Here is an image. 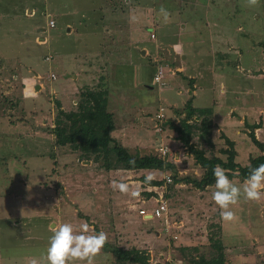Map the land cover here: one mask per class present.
I'll return each mask as SVG.
<instances>
[{
	"label": "rangeland",
	"instance_id": "1",
	"mask_svg": "<svg viewBox=\"0 0 264 264\" xmlns=\"http://www.w3.org/2000/svg\"><path fill=\"white\" fill-rule=\"evenodd\" d=\"M48 14L55 21L52 28L47 23ZM97 15L103 20L97 21ZM133 23L137 33L134 38L140 40L135 43L139 52L130 37ZM102 24L110 25L112 34L105 33L107 36L101 40V35L98 40L94 30L96 25L99 30ZM228 28L236 33L229 34ZM171 30L176 34H171ZM176 37L188 50L198 48L200 56L194 57L198 74H203L205 67L209 70L214 66L211 57L218 43L227 49L230 41L239 38L240 50L246 48L240 59L248 61L245 66L240 62L234 72L242 81L237 94L243 99L230 96L229 103L234 100V105L229 109L224 102L218 111L219 115L228 111L231 120L240 119L238 129L251 142V148L246 151L249 154L243 156H247L248 162L251 157L264 154V149L256 146L249 135L250 132L255 135L264 96V0H0V186L15 187V192H19L17 182L20 185L22 180H27L33 193L32 236L23 237L24 228L16 232L3 229L0 236L3 264L47 261L46 249L55 229L52 225V230H47L38 215H46V221L58 224L61 205L66 203L71 212L65 222L72 223L77 234L85 224L90 234L103 231L108 242L102 248L108 249L106 252L113 258L112 249L117 245L141 251L146 262L202 264L199 253L207 258L216 255L219 243L225 258L223 244L227 240L237 243L238 238L249 236L248 241L254 240L250 242L254 247L249 249L250 255L255 254L250 264H264V196L259 200L241 197L230 206L233 218L225 220L212 200L215 183L198 189L189 183L171 182L169 170H126L121 166L108 170L102 166V152L98 156L91 154L96 160L81 159L69 146L57 145L50 130L61 116L59 105L63 111L77 110L87 90H105L106 108L114 122L110 135L119 144L131 153H150L174 162L179 177H200L203 170L188 145L177 140L167 124V121L179 124L186 117L187 106H184L188 100L192 106L195 97L188 96L180 107L171 105V77L181 73L177 66L188 65L189 69L187 63L192 61L188 50L187 62L181 49L171 45V38ZM159 67L163 69L162 83L153 82ZM50 73L55 77L51 78ZM221 89L226 93V88ZM189 92L192 93L190 88ZM214 93L200 99L203 103L205 98V106L211 110L216 104L212 101H219V93ZM127 106L132 110H127ZM160 107L162 119L155 115ZM209 117L211 144L201 143L197 136L192 138V144L201 147L208 156L226 159L223 150L229 147L227 136L214 122L213 111ZM187 121L198 124L200 117L194 115ZM258 135L256 139L264 142V134ZM238 161L246 165L242 159ZM149 175L152 180L164 177L166 184L148 187L142 177ZM167 175L170 181L165 178ZM229 178L238 185L245 180ZM128 181L134 182L126 185ZM120 183L127 186L126 191L120 190ZM159 196L167 201L166 211L149 224L134 220L131 227L129 217L133 219L135 214L130 208L136 209L144 202L138 211L150 210V205L153 209V201ZM235 224L242 229L241 234L235 232ZM139 234L141 240L136 243L134 237ZM190 236L197 241L198 254L189 248ZM183 245H188V249L180 253ZM99 254L95 257L101 259Z\"/></svg>",
	"mask_w": 264,
	"mask_h": 264
},
{
	"label": "trees",
	"instance_id": "2",
	"mask_svg": "<svg viewBox=\"0 0 264 264\" xmlns=\"http://www.w3.org/2000/svg\"><path fill=\"white\" fill-rule=\"evenodd\" d=\"M106 93L105 90H100L98 88L87 90L86 93H83L82 99L77 105V110L63 111L58 103V113L61 116L55 119L56 123L50 129L55 135L57 145L61 147L69 146L71 150L78 153L81 159L86 160H96L97 157L94 156L91 158V154L95 153L94 155L98 156L99 153L102 152L101 155L104 159L102 160V166L108 170L113 168L117 169L119 168L118 166L126 170H169L172 173L171 182L173 180V183H189L198 189H203L215 183V177L212 171L215 165H221L225 168L229 177L246 179L252 168L264 164V154H260L251 157L246 165H241L235 160L236 151L233 148L234 143L227 137L226 142L229 147L223 150L226 154V159L212 154L208 156L201 147L194 146L191 141L194 136H197L201 143L206 142L211 144V134L209 130L212 128V121L209 115H211L212 110L208 107L190 106L191 103L190 100H188L184 106H187L186 117L180 119L179 124L166 121L168 126L170 125L172 131L175 133V138L181 141L182 144L188 145L196 163L202 168L203 172L200 177H188L189 175L179 177L177 165L174 162L168 161V159L164 160L160 156L157 157L150 153H131L125 146L119 144V142L110 135V131L114 128V122L112 120V113L108 112L106 108L108 102ZM194 115L200 117L198 124V121H193L191 123L187 121ZM249 135L256 146L263 150L264 142H259L252 132H250ZM110 144L112 145L110 146ZM142 178L147 186H158L162 185L164 182V178L162 180L151 179L150 181L145 177ZM145 194L150 195L151 193ZM187 246L188 245L181 246V252L185 253L186 249H188ZM214 246H216V244H214ZM217 246L218 254L216 255L207 258L199 253L198 258L202 264H230L227 263L224 258L222 245L218 243ZM189 248L198 254L199 251L196 246L191 245ZM112 253L114 255L113 264H128L130 262L148 264L144 253L142 254L141 251L134 248L128 249L116 245L112 249ZM163 264L170 263L166 261Z\"/></svg>",
	"mask_w": 264,
	"mask_h": 264
},
{
	"label": "crops",
	"instance_id": "3",
	"mask_svg": "<svg viewBox=\"0 0 264 264\" xmlns=\"http://www.w3.org/2000/svg\"><path fill=\"white\" fill-rule=\"evenodd\" d=\"M29 11H31V10L29 9ZM96 11H99V9L97 8ZM96 11H94V12H96ZM98 15L96 16V20L102 21L103 19L101 18V16L99 17ZM49 16L52 17L51 14H48V17ZM48 17H47V20H48ZM66 25H68V24H66ZM95 27H96V29L94 31L98 35V40L101 37V35H102L101 40L103 39V36H107V35H105V33L106 34L107 33L112 34L111 33L112 27L108 24H102V26H100L101 29L99 28V30L97 29V25ZM135 27H136V24L133 23L132 27H131L132 33H130V37L134 39V40H132V44L136 46L135 49L137 50V52H139L140 49L138 48V45H136L135 43L138 44V42L140 40L138 41L137 38H134L137 35V33H134ZM106 29H109V32H107L108 30H106ZM70 30H71L70 32L72 33V28H70ZM68 31H69V28L67 29V32ZM171 31H172L171 34H173V33L176 34L175 30L174 31L171 30ZM228 32H229V34L230 33H232V34L236 33V31L233 33V31L231 29H229ZM109 38H111V37H109ZM234 41H235V43H234ZM234 41L233 42L230 41L228 43L229 45H227V49L220 47V45L218 43V46L214 49V54L211 57V63L214 64V66L210 67L209 70L207 69V67H205L206 69H204V71L202 72L203 74H198V68L199 67L195 63V58H194L198 55V52H199V51H197L198 48L195 46L194 49L192 51H190L187 49L188 47H186L185 43L183 45L180 44V41L177 37L171 38V45H173V44L177 45L178 48L181 49V55H183L184 61H187L186 56L188 57V54L192 55V59H191L192 61H190V62L187 61L188 62L187 64H189V66H191V67H189V69H187L188 65H186L184 68L183 67L178 68V66H177V69L179 71L181 70V73H177V75H173L171 77V105L174 104L175 107H176V105L180 107L183 105V102H185V100L188 98V96H192V94H193L195 97L192 98V106L193 107H206L205 106L206 105L205 98L202 99L203 103L200 102V99L202 98V96L203 95L212 96L213 92H215L216 94L219 93V95H218L219 101H217L219 104L216 101L215 102L212 101L213 105H214V103H216L215 104L216 107L214 105V108L212 110L213 115H214L213 120L215 123L218 124L219 128H221V130L223 131V134H225V136H227V138L229 140L233 141L234 149L236 151L235 160L237 162H239L238 159L240 158L244 162H246L245 164H247L248 163V160L246 159L247 156L246 157H243V156H244V154H247V155L249 154V153H246V151H247V149L251 148V146H250L251 142L248 139L246 133L244 131H240L238 129L240 119L239 120L238 119H232L231 120L228 118L230 116L228 114V111L225 113H224V111H221V115H219V111H218V108L223 106L224 102L227 103L226 107H229V109L231 108L230 105H234L235 101L232 100L229 103L230 98H228V97L239 96V94H237V93L240 92L239 89H241L240 86H241V82H242V81H240L238 75H236L234 73L235 71H237V70H235V66L237 68V66L240 65L239 64L240 62L242 63V65L245 66V64L248 62L247 60H245L243 62L240 59V57H243L246 48L243 50H240L238 37H236V39ZM120 42H121V40H120ZM189 45L190 44L188 43V46ZM192 45H194V42L192 43ZM246 45L247 44H245V46ZM186 50H188V54H186ZM241 53L243 55H241ZM199 56L200 55H198V57ZM213 59H214V61H213ZM204 66L205 65H203L202 67H204ZM189 88H190V90H192V93L189 92ZM221 88H226L227 89L226 93H223V90ZM243 88L248 89V87H243ZM216 89H217V91H216ZM249 90H250V88H249ZM223 94H224V96H223ZM240 96H239V98L243 99L242 95H240ZM223 98L226 101H223ZM241 99H239V100H241ZM196 100H197V102H196ZM247 104H245L246 105L245 108H249V107H247ZM143 108H144V106H143ZM127 110H132V108L127 106ZM247 116H249V114ZM242 140H245V142H243ZM6 172H8V170H6ZM129 182H134V181H128V183H126V185L129 184ZM10 183L12 184L13 182L11 181ZM164 183L165 182H163V184ZM0 184H1V181H0ZM17 186H19L18 187L19 192H15V189H16L15 187L14 188H12V187L7 188L5 186V188H3V186H0V236H3V233H4L3 229H5V230L7 229L9 231L12 230L11 232H14L15 230L17 231V229H21V228L26 229L25 234H24V232H21L23 234V237L25 235L32 236V233L30 230L31 225L33 224V217L31 215L32 208H33L32 203H31V196L33 193L30 190L31 186H28L27 180H22L20 182V185H18V182H17ZM148 187H150V186H148ZM20 189H22V191ZM153 200H154V198H153ZM153 202L155 204L152 206H155L156 201H153ZM141 205H140L141 207H144V202H141ZM62 206H63V204L61 205V209H62L61 215H60L61 221L58 222V224L53 223V221H46V218H47L46 215L45 216L44 215H42V216L38 215V219L43 218L42 220H43V222L46 223L47 230H52L53 226L55 229V228L59 227V225L61 223H66L65 222V220H67L66 215L71 212V209H70V206L68 203H66L65 206H63V207ZM150 206L148 208L151 210ZM128 207H129V205H128ZM139 207H137V208H139ZM137 208L136 209H135V207L130 208L131 210L134 211V214H135L133 219L129 217L131 227H132V223H135L134 220H137L139 223L148 222L146 224H149L151 222L150 221L151 219H155V217H152L150 219L144 218L140 214V212L138 211ZM144 209H146V208H144ZM248 218H249V216H247L246 220H248ZM48 223H49V225H48ZM70 224H72V223H70ZM76 225H77V223H76ZM233 226H237V225L235 224ZM241 230L242 229H240L239 226L235 227V232L238 231L241 234ZM118 234L120 235V233H118ZM227 234H228V232H227ZM227 234L224 235V237H226ZM14 236H15V234H14ZM134 238H135L134 241L136 243H138V240H141L140 234L135 235ZM174 238H176L175 235H174ZM183 238H185V237H183ZM183 238H181V239H183ZM248 238H249V236L246 239L245 238L244 239L238 238L237 243L232 241V240L230 242L227 240V243L223 244V247L226 246L224 252L226 255L225 258L228 261V262L226 261L227 263H231V264H250V263H252V261L255 258V254L253 253V255H250L249 249L251 248V250H252L254 248V247L252 248L250 245V242H253L254 240L250 239L251 241H248ZM187 240H189L190 243L192 242L193 246H195V244L197 243V241H194L196 239H194V237H191V236ZM198 241L200 244V240H198ZM106 242H108V241H106ZM185 242H187V241H185ZM107 250L106 249L104 250L102 248L99 252L100 253L99 256L101 259L94 256L92 261H91V264H97V262L99 263L100 260L103 261V264H113L114 258L111 255V253L106 252ZM173 251L176 252L177 250H173ZM179 251L181 253L182 250L179 248ZM21 262H24V261H21ZM147 262H148V264H155L154 261H150V262L147 261ZM138 263L141 264L140 262H130L128 264H138ZM156 263H158V262H156ZM0 264H3V258H0ZM40 264H48V260L42 261V262H40ZM76 264H81V262L78 261V262H76ZM173 264H178V263L175 262ZM189 264H191L190 261H189Z\"/></svg>",
	"mask_w": 264,
	"mask_h": 264
},
{
	"label": "clouds",
	"instance_id": "4",
	"mask_svg": "<svg viewBox=\"0 0 264 264\" xmlns=\"http://www.w3.org/2000/svg\"><path fill=\"white\" fill-rule=\"evenodd\" d=\"M167 15V13H165ZM215 177V191L212 200L220 209V215L225 220H231L234 213L231 205H234L243 197L247 200H259L264 196V164L251 169L249 175L242 184H235L230 180L227 170L221 165L213 167ZM153 177L149 175L147 180ZM121 191H126L127 186L119 184ZM136 195V193H134ZM107 236L103 231L89 234L88 225L82 226L77 234L72 224L61 223L55 228L49 237L46 256L48 264H91L93 257L100 252L106 243Z\"/></svg>",
	"mask_w": 264,
	"mask_h": 264
},
{
	"label": "built area",
	"instance_id": "5",
	"mask_svg": "<svg viewBox=\"0 0 264 264\" xmlns=\"http://www.w3.org/2000/svg\"><path fill=\"white\" fill-rule=\"evenodd\" d=\"M47 23H48L49 27H53L55 25L54 19L50 16L48 17ZM151 37H154L153 33L151 34ZM50 76H51V78L55 77L54 73H50ZM162 77H163V69H162V67H159L157 69L155 75H154V81L158 82V83H162V81H161ZM263 94H264V80H263ZM162 111H163V108L160 107L158 109V112L156 113V118H158V119L163 118ZM256 124H257V126L254 128V131H255L256 137L259 138L258 134H261V133L264 134V96H263V103H262L260 110H259V113H258V118L256 120ZM161 151L163 152V154H165L164 149ZM165 178L167 179V181H170V177L168 175L165 176ZM155 201H156V205L153 206L154 208L151 209L150 211L146 210L144 208L139 209L140 214L144 218H146L145 215H147V214H151V218L152 217H160L166 211L167 202L161 196H159L157 199H155Z\"/></svg>",
	"mask_w": 264,
	"mask_h": 264
},
{
	"label": "bare ground",
	"instance_id": "6",
	"mask_svg": "<svg viewBox=\"0 0 264 264\" xmlns=\"http://www.w3.org/2000/svg\"><path fill=\"white\" fill-rule=\"evenodd\" d=\"M145 217H151V214H147V215H145Z\"/></svg>",
	"mask_w": 264,
	"mask_h": 264
},
{
	"label": "water",
	"instance_id": "7",
	"mask_svg": "<svg viewBox=\"0 0 264 264\" xmlns=\"http://www.w3.org/2000/svg\"><path fill=\"white\" fill-rule=\"evenodd\" d=\"M36 88L38 89L39 88V85H37Z\"/></svg>",
	"mask_w": 264,
	"mask_h": 264
}]
</instances>
